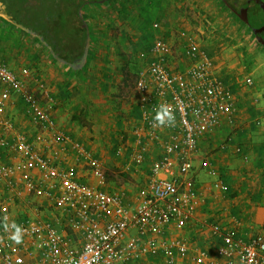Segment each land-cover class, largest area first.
<instances>
[{
	"label": "built area",
	"instance_id": "obj_1",
	"mask_svg": "<svg viewBox=\"0 0 264 264\" xmlns=\"http://www.w3.org/2000/svg\"><path fill=\"white\" fill-rule=\"evenodd\" d=\"M150 53L135 85L141 116L133 128L131 160L143 163L151 144L160 145L162 156L153 160L148 186L140 190V201L133 206L125 203L126 192L104 189L105 169L92 151L56 130L54 101L46 82L34 76L37 90H33L7 63L0 62V125L16 130L14 122L4 116L15 91L26 104V115L41 129L34 142L17 131L12 142L0 138V182L4 186L0 191V264H142L143 257L160 254L167 264H217L203 250L190 256L186 241L164 233L167 226L182 227L193 218L197 191L188 175L200 153L201 138L223 117L233 121L235 93L193 35L186 37L185 67L173 62L176 50L165 38L157 37ZM162 104L175 117L171 126L154 123L155 109ZM45 135L62 148L71 144L98 185L83 182L76 170L55 165L46 157L36 144L46 140ZM10 148L19 159L6 163ZM117 154H121L120 146ZM210 175L217 177L218 172L211 169ZM212 187L228 189L219 178ZM24 198L48 201L53 210L50 215L38 211L12 217L9 204ZM12 224L22 229L19 243L11 239ZM222 238L218 254L227 264H264L262 235L244 242L231 229Z\"/></svg>",
	"mask_w": 264,
	"mask_h": 264
},
{
	"label": "crops",
	"instance_id": "obj_2",
	"mask_svg": "<svg viewBox=\"0 0 264 264\" xmlns=\"http://www.w3.org/2000/svg\"><path fill=\"white\" fill-rule=\"evenodd\" d=\"M221 5L222 2L216 0H106L96 3L92 10L94 23L89 26L93 39L91 60L82 67H71L54 60L40 43L0 20V62L7 63L33 90H37L34 76L46 82L54 101L52 116L56 130L92 151L103 167L107 154L94 152L97 147L85 143L90 114L100 115L96 111L106 105L108 108L116 106L114 101L122 105L124 111L117 115L120 131L112 138L111 163L121 167L130 179L123 188L113 190L110 183H106L104 189L126 192L125 203L133 206L140 201V190L148 186L151 164L154 159L161 158L162 150L160 145L151 144L145 161L132 163L133 128L141 116L136 89L130 99L122 102L113 97L110 103H98V98L104 93H119L124 78L122 63L131 56L129 48L136 55L146 56L148 62L154 40L165 38L175 47L173 62L185 67L188 63L183 53L186 37L195 36L202 49L205 51L206 48L215 61L219 77L234 91L237 112L233 121L223 117L217 127L201 138L200 153L188 175L197 191L194 216L182 227L167 226L164 235L186 241L190 256L203 250L217 264H227V259L218 254V248L224 244V232L234 229L244 242H250L258 234L264 237V61L257 57L263 54L252 42V32L244 30ZM245 61H254L256 66L248 67L242 76L240 73L247 70ZM259 62L261 65L257 66ZM26 69L27 73H23ZM81 69L89 78L75 74ZM9 99L4 116L14 122L16 130L9 131L0 125V138L12 142L17 131L24 132L34 142L40 127L26 115V104L17 92L12 91ZM81 109L85 110L87 122L80 123L74 118L75 112ZM135 110L140 112L139 117L132 115ZM99 133L96 129L92 134L96 137L94 140L99 139ZM45 137L46 140L36 144L46 157L55 165L76 170L83 182L98 185L90 169L86 168L88 164L79 159L71 144L62 148L59 142L48 141V135ZM118 146L120 155L117 154ZM4 158L6 163L19 159L13 148L7 150ZM211 169L218 172L217 177L210 175ZM218 178L228 186L227 190L212 187ZM0 191H4L1 182ZM33 201L48 206V201L43 199L24 198L9 204L12 217L38 212L37 207H30ZM141 263L167 264V261L160 254L143 257Z\"/></svg>",
	"mask_w": 264,
	"mask_h": 264
},
{
	"label": "trees",
	"instance_id": "obj_3",
	"mask_svg": "<svg viewBox=\"0 0 264 264\" xmlns=\"http://www.w3.org/2000/svg\"><path fill=\"white\" fill-rule=\"evenodd\" d=\"M103 1L106 0H0V20L40 43L54 60L80 67L91 60L93 42L85 8ZM222 1L254 27L264 41L255 27V24L264 26V5L262 10L258 6L249 7L248 0ZM139 113L135 110L132 115L139 117Z\"/></svg>",
	"mask_w": 264,
	"mask_h": 264
},
{
	"label": "rangeland",
	"instance_id": "obj_4",
	"mask_svg": "<svg viewBox=\"0 0 264 264\" xmlns=\"http://www.w3.org/2000/svg\"><path fill=\"white\" fill-rule=\"evenodd\" d=\"M217 1L218 3L219 1L222 2V5L226 8L225 10L232 16L233 20L237 21L238 23L242 25L244 30H250L252 32V36H253L252 42L256 45L257 49H259L260 54H263V55H258L257 57L259 58V60L262 59L264 61V41L259 37L254 27L245 23L244 20H242L240 16L234 10L230 8V6L224 3V1L216 0V2ZM260 1L262 2V4L258 5V7L263 10L264 0H260ZM94 9H95V4H89L87 8H85V18L88 23V26H92L94 23L93 21L94 17L92 14L93 13L92 10ZM262 20H264V16H262ZM128 53L129 55H131L130 59H128L129 57H126V59L123 60L124 63H122L123 68H124V78L120 84L121 88H120L119 93L114 94V95L104 93L103 95L99 96L98 99L100 100L98 101V103L102 101H106V104L110 103L111 101H113V97H116L117 102L119 101L122 102L124 100L130 99L133 96V90L135 89L134 87H135L137 77H138V72H139L137 70L139 68L141 69L142 67L146 65L148 58L143 55L140 56L139 53L136 55L134 51L133 52L131 51L130 48H129ZM248 61H245V63H243L245 66H247V70L240 73L242 76H244V74L247 73L248 67L252 69V67L256 66V63L254 61L253 62L252 61L248 62ZM260 63L261 62H259V65L257 64V66H260L261 65ZM75 74H80L83 77L89 78L88 74H86V72L82 69L81 71L77 70ZM113 104H116V106H112V108L111 107L108 108L106 105L104 109L100 108L99 111H96V113L100 114L98 116H96L95 113L91 112L90 114L91 119L89 121V125H87L89 132H88L87 140L85 141V143L87 145H90V147L96 146L97 148H94L93 150L94 152L95 151H97L98 153L104 152L105 154H107L106 156L107 161L104 162L106 178L108 181L107 183H110V189L116 190L117 188L119 189L123 188L125 184L128 182V180L130 179V176L122 172L121 167H116L111 163V161L113 160L112 159L113 158V150H112V143H113L112 140L113 139L112 138L117 132L119 133L120 131V122H119V119L117 118V115H119L120 113L124 111V109L121 107L122 106L121 104L118 105V103H116L115 101L113 102ZM84 114H85V110L81 109L80 111L75 112L74 118L78 120L80 123H82V121L87 122L86 120L87 116H85ZM96 129H98L100 132L98 136L99 138L98 140H94L96 137L92 136L93 133H96ZM86 168H89V167L86 166ZM30 205H31L30 207L32 208L37 207L38 211L42 215H46V214L50 215L51 211L53 210V207L50 205L45 206L41 203H36L34 201L31 202Z\"/></svg>",
	"mask_w": 264,
	"mask_h": 264
},
{
	"label": "clouds",
	"instance_id": "obj_5",
	"mask_svg": "<svg viewBox=\"0 0 264 264\" xmlns=\"http://www.w3.org/2000/svg\"><path fill=\"white\" fill-rule=\"evenodd\" d=\"M155 116H154V123L156 125H169L171 126L175 122L174 115L169 111L168 107L166 105H159L155 109ZM8 225H5V229H8ZM11 229L13 230L11 239L15 241L16 243H19L22 236V229L16 225L12 224Z\"/></svg>",
	"mask_w": 264,
	"mask_h": 264
},
{
	"label": "water",
	"instance_id": "obj_6",
	"mask_svg": "<svg viewBox=\"0 0 264 264\" xmlns=\"http://www.w3.org/2000/svg\"><path fill=\"white\" fill-rule=\"evenodd\" d=\"M262 2L260 0H248V6L249 7H254L261 5ZM255 27H257L261 33V35L264 37V26L260 24H255Z\"/></svg>",
	"mask_w": 264,
	"mask_h": 264
}]
</instances>
